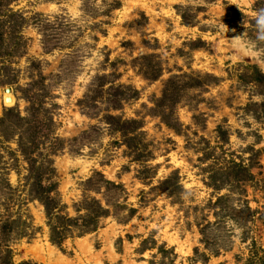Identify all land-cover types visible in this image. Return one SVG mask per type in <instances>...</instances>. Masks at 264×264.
<instances>
[{"label":"rangeland","instance_id":"1","mask_svg":"<svg viewBox=\"0 0 264 264\" xmlns=\"http://www.w3.org/2000/svg\"><path fill=\"white\" fill-rule=\"evenodd\" d=\"M255 2L0 0V119L10 109L26 117L34 96L42 102L52 137L64 143L52 159L70 218L96 173L120 186L97 231L54 245L43 206L20 183L27 165L13 155L16 142L0 138V216L15 221L7 244L13 264H251L253 246L264 250V124L257 108L264 96L239 79L252 74L250 67L264 74ZM231 9L245 16L232 27L223 21ZM184 12L190 27L181 22ZM144 72L160 75L148 80ZM98 76L108 79L105 88L130 87L137 98L121 110L98 104L86 111L80 102ZM207 76L217 81L208 84ZM175 77L188 85L174 108L179 132L161 120L165 111L153 113ZM107 114L143 123L135 145L110 131ZM219 128L227 132L224 142ZM206 147L211 158L244 164L257 154L247 193L230 203L242 209L248 202L245 226L220 220L208 206L227 191L215 194L205 184L202 169L212 160H199ZM86 197L105 205L102 194Z\"/></svg>","mask_w":264,"mask_h":264},{"label":"trees","instance_id":"2","mask_svg":"<svg viewBox=\"0 0 264 264\" xmlns=\"http://www.w3.org/2000/svg\"><path fill=\"white\" fill-rule=\"evenodd\" d=\"M264 9V0H256L254 11ZM182 23L185 26H192L190 16L184 12L180 13ZM245 16L233 9L229 10L224 20L225 23L232 27L239 19H244ZM254 23V22H252ZM252 74H242L239 76L240 81L246 84L255 86V90L261 92L264 96V74L258 68H248ZM147 74L144 72V77L148 80H156L160 74ZM158 73V72H157ZM206 83H214L217 81L213 76H207ZM106 77H96L89 85L84 99L80 105L86 110H94L98 104H105L107 111L121 110L124 102L135 99L138 93L130 87H113L108 85ZM182 77H175L169 80L162 92L161 99L155 102L154 114L165 111L161 115V120L170 128L179 132L178 120L173 119L174 108L180 103V93L188 87L182 82ZM193 86H203L204 82L191 80ZM30 103L27 109V116L22 117L20 113L14 109L6 110L4 116L0 119V138L3 142L15 141L17 149L13 155L18 154L26 163V174L20 180L22 187L26 190L29 200L38 201L44 208L47 219V226L50 232V241L54 245L60 246L69 236L78 234L79 236L92 233L98 230L100 221L103 218L110 216L112 213L109 210V197L115 194L120 186L105 180L104 176L96 173L85 183V192L82 201L74 206L77 216L70 218L66 213L67 207L62 204L59 198L58 183L56 182V169L53 167L52 157L57 155L64 149V143L58 138L52 137L50 116L46 117V112L42 113V102L34 96L28 100ZM257 108L261 109L259 116L264 124V102ZM167 111V112H166ZM89 113V112H88ZM97 115V114H95ZM104 121L109 125L112 133H119L124 139V143L131 147L137 142L143 127V123L136 120H123L122 117L105 115ZM218 139L226 141L227 132L219 128L217 131ZM133 147V146H132ZM138 149V148H137ZM209 147L202 148L204 156L200 158V162L212 160L211 165L202 169L205 176V184L213 189L215 194H220L222 191H227V194L217 198L215 203H210L208 206L215 211V216L220 220H232L239 226H245L251 218L252 212L247 201H243V208H235L230 203L234 195L240 197L246 194V186L254 180L252 169L255 166L260 167L257 154H252L248 162L244 164L243 160L239 162L233 158H211ZM18 163V159H14ZM16 166V165H14ZM19 173V172H17ZM20 176V175H19ZM178 177L171 178L165 181L164 185H168L172 180ZM102 188L105 191L102 193ZM6 189H11L6 182ZM181 189V186H177ZM102 194L105 199V205L101 201L86 197L88 192ZM174 191V190H172ZM83 212V214H82ZM14 220L2 218L0 216V264H13L11 260V251L8 249V242L13 231ZM207 227L201 230L204 234ZM251 264H264V250L260 251L253 246L249 257ZM29 264V263H21Z\"/></svg>","mask_w":264,"mask_h":264},{"label":"clouds","instance_id":"3","mask_svg":"<svg viewBox=\"0 0 264 264\" xmlns=\"http://www.w3.org/2000/svg\"><path fill=\"white\" fill-rule=\"evenodd\" d=\"M254 23L258 30L257 31L258 39L264 40V9H261L256 13Z\"/></svg>","mask_w":264,"mask_h":264},{"label":"water","instance_id":"4","mask_svg":"<svg viewBox=\"0 0 264 264\" xmlns=\"http://www.w3.org/2000/svg\"><path fill=\"white\" fill-rule=\"evenodd\" d=\"M7 94H10L9 90H7Z\"/></svg>","mask_w":264,"mask_h":264}]
</instances>
